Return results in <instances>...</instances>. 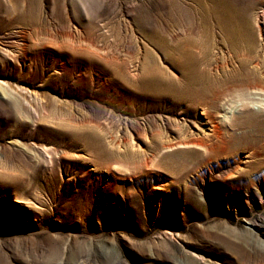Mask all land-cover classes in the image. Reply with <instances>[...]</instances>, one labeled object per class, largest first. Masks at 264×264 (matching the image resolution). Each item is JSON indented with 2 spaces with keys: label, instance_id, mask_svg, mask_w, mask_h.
<instances>
[{
  "label": "rangeland",
  "instance_id": "374dc122",
  "mask_svg": "<svg viewBox=\"0 0 264 264\" xmlns=\"http://www.w3.org/2000/svg\"><path fill=\"white\" fill-rule=\"evenodd\" d=\"M259 94L264 0H0V264H264Z\"/></svg>",
  "mask_w": 264,
  "mask_h": 264
},
{
  "label": "bare ground",
  "instance_id": "6f19581e",
  "mask_svg": "<svg viewBox=\"0 0 264 264\" xmlns=\"http://www.w3.org/2000/svg\"><path fill=\"white\" fill-rule=\"evenodd\" d=\"M259 101L261 102V104L264 106V94H259ZM201 115L200 116V125L201 126H207V130H208V133L205 131L206 128H202V133L204 132V136L207 138L208 136H211V137H216L218 138L219 137V124L215 122V120L213 119V117L208 113V111L206 109H203L201 111ZM226 118V121L228 119L227 116H224ZM205 120V121H204ZM221 123L223 125H225L226 123L222 120ZM220 123V124H221ZM207 143V142H206ZM204 142L203 139L201 138H190V139H184V140H178L176 142H174L173 144H170V146H184L186 148H188L189 146H194V147H200V148H203L204 150L206 151H210L212 150V147L210 144H206ZM192 148V147H191Z\"/></svg>",
  "mask_w": 264,
  "mask_h": 264
}]
</instances>
